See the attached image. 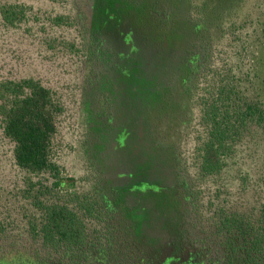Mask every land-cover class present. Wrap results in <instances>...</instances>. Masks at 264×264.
I'll list each match as a JSON object with an SVG mask.
<instances>
[{"label":"rangeland","instance_id":"rangeland-1","mask_svg":"<svg viewBox=\"0 0 264 264\" xmlns=\"http://www.w3.org/2000/svg\"><path fill=\"white\" fill-rule=\"evenodd\" d=\"M8 4L24 6L26 13L10 25L0 12V81L34 78L55 93L64 111L57 120L53 160L79 190L114 196L124 216L118 217L121 223L138 225L150 239L143 241L147 247L139 248V255L172 264L161 256L178 248H162L159 242L179 230L178 241L183 229L177 225V207L181 211L183 206L176 197L177 206L171 208L174 199L163 189L176 190L178 168L206 207L204 219L196 221L198 229L191 230L195 237L210 230L209 218L222 207L257 213L264 204V129H252L238 142L221 175L204 180L197 175L194 157L207 130L195 104L200 94L186 93L179 82L191 41L182 35L180 43L177 31L186 35L190 29L189 5L177 8L175 0H0V11ZM176 14L181 23L163 21ZM237 14L233 35L213 30L211 43L224 51L218 65L232 70L240 96L264 108V0H247ZM57 17L67 23L56 25ZM228 22L223 23L227 29ZM163 29L169 34L159 32ZM93 30L100 39L95 44ZM204 41L205 35L197 43ZM52 180L16 165L0 119V235L26 233L38 216L37 198L50 203L56 197L39 195Z\"/></svg>","mask_w":264,"mask_h":264},{"label":"trees","instance_id":"trees-1","mask_svg":"<svg viewBox=\"0 0 264 264\" xmlns=\"http://www.w3.org/2000/svg\"><path fill=\"white\" fill-rule=\"evenodd\" d=\"M180 1L175 0L177 8L189 5L186 13L191 26L186 35L178 29L177 37L180 43L186 37L190 39L191 52L190 58L180 66L185 71L179 82L186 93L200 94L195 104L201 107V126L206 128L207 137L196 150L194 165L198 177L204 180L222 174L238 142L247 133L256 127L264 129V108L261 103L240 96L232 70L222 71L218 65V55L222 56L224 51L215 48L210 39V33L221 28L225 29H222L223 36L233 35L237 10L247 0ZM24 9V6L8 4L0 12L6 23L15 25L25 17ZM175 16L163 21L181 23L179 14ZM66 19L57 17L53 22L60 25L67 23ZM225 19L232 24L228 29L223 24ZM207 21H210L208 25ZM168 30L159 32L166 35ZM203 35L206 41L198 45L197 40ZM92 38L94 44L98 43L99 33L93 30ZM63 111L55 93L34 78L0 81V119L5 138L13 144L14 161L32 175H50L52 186L44 188L39 195L56 196L50 203L37 198L34 205L38 216L29 222L24 235L11 236L5 232L0 235V264H155L139 255V248L147 247L143 241L148 238L138 225L121 223L123 219L120 221L118 217L124 216L118 213L119 205L112 194L79 190L74 178L62 175L52 155L57 120ZM176 182V190L170 186L163 189L169 199H174L171 208L177 206L176 197L179 198L178 205L183 209L181 212L177 207L180 216L177 225L183 229L178 241L174 236L179 230L166 243L159 242L162 248H178L173 253L162 254L163 261L264 264V204L253 216L222 207L209 218L213 220L210 230H202L198 238L191 230L198 229L196 221L204 219L206 207L199 193L185 184L179 168ZM171 190L176 192V196L171 195L173 198L169 196Z\"/></svg>","mask_w":264,"mask_h":264}]
</instances>
